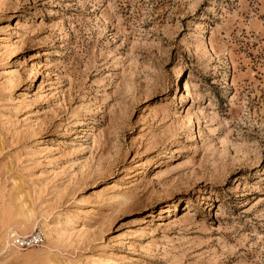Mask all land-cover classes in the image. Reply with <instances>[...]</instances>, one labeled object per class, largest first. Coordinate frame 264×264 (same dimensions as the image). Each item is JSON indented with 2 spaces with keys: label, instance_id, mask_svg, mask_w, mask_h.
<instances>
[{
  "label": "rangeland",
  "instance_id": "374dc122",
  "mask_svg": "<svg viewBox=\"0 0 264 264\" xmlns=\"http://www.w3.org/2000/svg\"><path fill=\"white\" fill-rule=\"evenodd\" d=\"M0 264H264V0H0Z\"/></svg>",
  "mask_w": 264,
  "mask_h": 264
},
{
  "label": "built area",
  "instance_id": "2783aa9c",
  "mask_svg": "<svg viewBox=\"0 0 264 264\" xmlns=\"http://www.w3.org/2000/svg\"><path fill=\"white\" fill-rule=\"evenodd\" d=\"M41 241L40 236L37 234L28 236L26 238L17 240V244L21 247L37 245Z\"/></svg>",
  "mask_w": 264,
  "mask_h": 264
},
{
  "label": "bare ground",
  "instance_id": "6f19581e",
  "mask_svg": "<svg viewBox=\"0 0 264 264\" xmlns=\"http://www.w3.org/2000/svg\"><path fill=\"white\" fill-rule=\"evenodd\" d=\"M178 98V97H177Z\"/></svg>",
  "mask_w": 264,
  "mask_h": 264
}]
</instances>
